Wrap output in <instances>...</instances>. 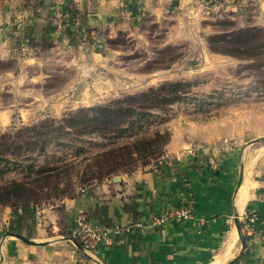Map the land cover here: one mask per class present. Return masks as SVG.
<instances>
[{
    "label": "rangeland",
    "instance_id": "374dc122",
    "mask_svg": "<svg viewBox=\"0 0 264 264\" xmlns=\"http://www.w3.org/2000/svg\"><path fill=\"white\" fill-rule=\"evenodd\" d=\"M93 2L100 23L81 18L74 0H49L34 42L26 17L14 23L18 59L0 62V74H13L0 79V184L28 181L36 192L0 203V224L6 206H57L108 177L176 160L177 141L211 162L210 148L264 137V0ZM105 107L137 112L107 118Z\"/></svg>",
    "mask_w": 264,
    "mask_h": 264
},
{
    "label": "crops",
    "instance_id": "0c3cea01",
    "mask_svg": "<svg viewBox=\"0 0 264 264\" xmlns=\"http://www.w3.org/2000/svg\"><path fill=\"white\" fill-rule=\"evenodd\" d=\"M74 3L81 18L100 23L102 16L90 11L93 0ZM48 8L49 0H0V62L18 59L14 48L20 29L14 23L26 17L34 42L33 37L46 33ZM9 74L2 72L0 79ZM181 145L173 143L176 160L108 177L57 206H6L0 264H264V141L236 142L222 146L223 152L210 148L216 157L211 162L203 147L182 152ZM185 205L192 207L193 218L154 224L155 216ZM81 214L127 230L89 253L70 235ZM237 221L246 246L240 258Z\"/></svg>",
    "mask_w": 264,
    "mask_h": 264
},
{
    "label": "built area",
    "instance_id": "2783aa9c",
    "mask_svg": "<svg viewBox=\"0 0 264 264\" xmlns=\"http://www.w3.org/2000/svg\"><path fill=\"white\" fill-rule=\"evenodd\" d=\"M194 214L190 205L174 206L167 209L164 213L154 217V224H163L170 219H191ZM254 220V216H250ZM127 228L118 225L97 224L91 222L88 217L81 214L76 220V226L71 231V237L79 239L84 249L93 253L98 246L113 239L114 236L123 234ZM264 240V237H263Z\"/></svg>",
    "mask_w": 264,
    "mask_h": 264
},
{
    "label": "trees",
    "instance_id": "16d2710c",
    "mask_svg": "<svg viewBox=\"0 0 264 264\" xmlns=\"http://www.w3.org/2000/svg\"><path fill=\"white\" fill-rule=\"evenodd\" d=\"M244 35H246L245 38H254L256 34H254V32H249L246 31L244 33ZM244 35L243 32H241L240 34H238L237 39L240 40H244ZM220 39V37H218ZM176 85L174 83H172L170 86ZM167 87L166 86H162L160 90H165ZM152 92H157L156 94H158L157 89H154ZM143 96H148V94H144ZM135 98V97H134ZM102 112H105V116L110 117V115L112 113H114L116 116H121V115H132L134 113H136L137 111L135 110V108L132 107H122L121 109L112 111L108 108H102L101 109ZM94 119H99V117H95ZM113 119L116 118H112L109 119L107 123H115V121ZM117 149H110L107 150L105 152H103L102 154H99L98 158H104L105 160H109L110 156L114 155L115 151ZM46 174V173H45ZM35 190L33 188L32 185H30V183L28 181H20V180H12L6 184H0V203H7L9 202L11 199H18V200H24V199H29L31 197V199L34 197L33 195H35ZM75 240H77L78 243H80L82 245V242L77 239V238H73Z\"/></svg>",
    "mask_w": 264,
    "mask_h": 264
},
{
    "label": "water",
    "instance_id": "95a60500",
    "mask_svg": "<svg viewBox=\"0 0 264 264\" xmlns=\"http://www.w3.org/2000/svg\"><path fill=\"white\" fill-rule=\"evenodd\" d=\"M253 141H254V142H262V141H264V137H258V138H256V139H254ZM237 226H238V228H239V231H240V237H241V241H242V250H241V252H240V254H239V256H238V258H240V256H242V254H243V252H244L246 246H245V238H244V236H243V234H242V231H241V229H242V225H241V223H240L239 221H237ZM15 235H16L17 237L23 239V240L26 241V242L34 243V241H32L31 239H29V238L23 236L22 234H15ZM78 244H79V246L83 249V246H82L80 243H78Z\"/></svg>",
    "mask_w": 264,
    "mask_h": 264
}]
</instances>
